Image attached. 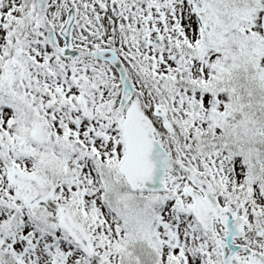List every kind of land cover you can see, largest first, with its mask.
I'll use <instances>...</instances> for the list:
<instances>
[{
	"label": "snow or ice",
	"instance_id": "snow-or-ice-1",
	"mask_svg": "<svg viewBox=\"0 0 264 264\" xmlns=\"http://www.w3.org/2000/svg\"><path fill=\"white\" fill-rule=\"evenodd\" d=\"M0 264H264V0H0Z\"/></svg>",
	"mask_w": 264,
	"mask_h": 264
}]
</instances>
